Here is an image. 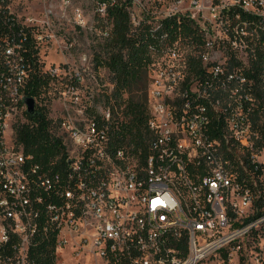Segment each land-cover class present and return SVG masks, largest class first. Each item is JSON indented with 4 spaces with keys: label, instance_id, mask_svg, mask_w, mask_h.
Masks as SVG:
<instances>
[{
    "label": "built area",
    "instance_id": "obj_1",
    "mask_svg": "<svg viewBox=\"0 0 264 264\" xmlns=\"http://www.w3.org/2000/svg\"><path fill=\"white\" fill-rule=\"evenodd\" d=\"M125 6L133 29L184 15L206 37L202 78L167 69L186 59L177 44L150 69L146 155L116 143L117 106L92 54L69 78L44 65L47 48L76 50L80 32L89 45L106 37ZM236 8L252 18L231 20ZM259 43L264 0H0V264H44L31 254L42 243L54 264H264V70L257 81L228 64L232 53L249 67ZM33 74L67 78L54 164L14 139Z\"/></svg>",
    "mask_w": 264,
    "mask_h": 264
},
{
    "label": "trees",
    "instance_id": "obj_2",
    "mask_svg": "<svg viewBox=\"0 0 264 264\" xmlns=\"http://www.w3.org/2000/svg\"><path fill=\"white\" fill-rule=\"evenodd\" d=\"M240 15L241 21L250 20L251 15L239 8L229 13L232 20ZM109 19L114 27L106 37L94 36L95 44L92 52L91 73L97 74L100 70L108 71L111 94L104 93L108 103L113 107L116 126V143L135 144L142 147L147 154L144 140L148 134L147 104L150 69L175 44L187 51L185 66L187 81L192 77L202 78L205 69L202 55L205 51L206 37L197 22L189 16L178 15L159 21L144 19L138 29L131 26L130 13L127 7L112 8ZM256 58L251 60L250 66L245 67L232 53H229L230 68L242 69L244 74L260 81L264 70V48L261 43L255 48ZM53 82H60L48 74H33L25 89V97L33 98L36 102L35 113L24 112L27 121H18L13 126L14 139L17 146L23 147L26 153L34 154L37 161L44 165L54 164L64 158L65 148L58 126L50 117V109L46 104L48 91ZM62 82V81H61ZM121 113V115L119 114ZM222 128V123L220 124ZM216 131V135H222ZM54 246L42 243L32 250L39 262L54 264Z\"/></svg>",
    "mask_w": 264,
    "mask_h": 264
},
{
    "label": "rangeland",
    "instance_id": "obj_3",
    "mask_svg": "<svg viewBox=\"0 0 264 264\" xmlns=\"http://www.w3.org/2000/svg\"><path fill=\"white\" fill-rule=\"evenodd\" d=\"M34 5L33 2H29V6ZM214 33V32H213ZM93 36L88 32H80L79 34V46L76 50L72 51L71 54L65 52L62 53L61 51H57L56 47L53 48H47L48 50L45 53V69L49 70V68H59V73L62 74L63 77H68L70 75L68 74H74L76 70L81 68V62H80V55L83 53H89L92 54L94 50V46L89 45L88 41L92 40ZM183 54H187L186 50H183ZM182 57V53H181ZM179 57L176 60H171L167 62V69H172V72H182L185 66V61ZM246 59V56H244ZM247 61V60H246ZM159 63L155 66V68H158ZM154 68V69H155ZM166 69V68H165ZM150 74H155L154 70H151ZM98 80L100 84H102V87L105 90H109L112 88V85L110 84L109 80V74L108 71L105 69H102L98 73ZM90 86H97L95 82L92 80L87 81ZM67 85V78L64 79V81L60 82H53L51 84V87L48 91V97L50 96V99H47V103L50 109V117L54 119H58L61 116V100L59 98H55V94H60V92L63 91V88ZM37 102V101H36ZM18 121L26 122V117L21 116V113L18 114L13 119V124L15 125ZM206 263V262H205ZM208 264H218L216 261H208Z\"/></svg>",
    "mask_w": 264,
    "mask_h": 264
},
{
    "label": "water",
    "instance_id": "obj_4",
    "mask_svg": "<svg viewBox=\"0 0 264 264\" xmlns=\"http://www.w3.org/2000/svg\"><path fill=\"white\" fill-rule=\"evenodd\" d=\"M27 110L29 113L34 114L36 109V101L33 98H26Z\"/></svg>",
    "mask_w": 264,
    "mask_h": 264
}]
</instances>
